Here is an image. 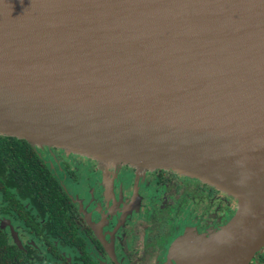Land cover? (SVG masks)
I'll return each mask as SVG.
<instances>
[{"label":"water","instance_id":"obj_1","mask_svg":"<svg viewBox=\"0 0 264 264\" xmlns=\"http://www.w3.org/2000/svg\"><path fill=\"white\" fill-rule=\"evenodd\" d=\"M0 133L197 177L237 201L168 264L264 246V0H0Z\"/></svg>","mask_w":264,"mask_h":264},{"label":"flooded vegetation","instance_id":"obj_2","mask_svg":"<svg viewBox=\"0 0 264 264\" xmlns=\"http://www.w3.org/2000/svg\"><path fill=\"white\" fill-rule=\"evenodd\" d=\"M227 194L169 168L0 133V264H167L176 236L231 218ZM248 264H264V246Z\"/></svg>","mask_w":264,"mask_h":264},{"label":"rangeland","instance_id":"obj_3","mask_svg":"<svg viewBox=\"0 0 264 264\" xmlns=\"http://www.w3.org/2000/svg\"><path fill=\"white\" fill-rule=\"evenodd\" d=\"M151 189H153V186L151 187ZM226 194H227V193H226ZM227 195H228V196H230L229 194H227ZM231 197H232V196H231ZM232 199L236 201V199H235L234 197H232ZM232 204H233V202H232ZM236 205H237V201H236ZM236 205H235V206H236ZM145 213H146V212H145ZM145 213L143 214V215H144V217L146 216V214H145ZM209 229H210V228H209ZM181 235H182V234H181ZM181 235H180V236H181ZM178 237H179V235H178V236H176V237L173 239V241H172L170 244H172V243H173V242H174V241H175V240H176ZM169 240H170V238H168V240H167V241H169ZM164 243H165V242H164ZM163 245H164V244H163ZM167 248H168V247H165V249H167ZM167 264H168V262H167Z\"/></svg>","mask_w":264,"mask_h":264},{"label":"trees","instance_id":"obj_4","mask_svg":"<svg viewBox=\"0 0 264 264\" xmlns=\"http://www.w3.org/2000/svg\"><path fill=\"white\" fill-rule=\"evenodd\" d=\"M29 142V141H28Z\"/></svg>","mask_w":264,"mask_h":264}]
</instances>
